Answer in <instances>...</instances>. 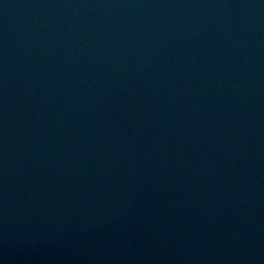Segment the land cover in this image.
Listing matches in <instances>:
<instances>
[{
    "label": "water",
    "instance_id": "95a60500",
    "mask_svg": "<svg viewBox=\"0 0 264 264\" xmlns=\"http://www.w3.org/2000/svg\"><path fill=\"white\" fill-rule=\"evenodd\" d=\"M0 264H264V0H0Z\"/></svg>",
    "mask_w": 264,
    "mask_h": 264
}]
</instances>
